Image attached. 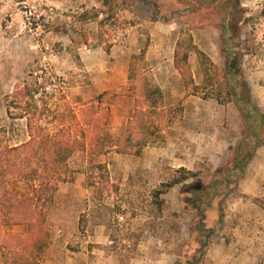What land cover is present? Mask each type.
<instances>
[{"label":"rangeland","instance_id":"374dc122","mask_svg":"<svg viewBox=\"0 0 264 264\" xmlns=\"http://www.w3.org/2000/svg\"><path fill=\"white\" fill-rule=\"evenodd\" d=\"M142 1L0 0V145L28 140L25 120L11 119L8 110L16 113L10 102L33 71L44 81L35 98L54 115L43 125L46 132L67 129L84 135L88 145L68 160L71 177L47 208L49 237L40 264H122L136 256L153 258L163 243L172 254L192 258L186 217L196 210L184 203L185 186L226 179L247 133L221 52L222 25L235 3L239 24L229 22L233 33L227 38L241 54V78L264 115V0ZM155 21H172V28L159 30ZM177 49L187 57L182 73L168 61ZM133 73L136 90L142 77L158 88V107L166 111L158 117L160 141L141 149L161 150L155 164L141 150L116 152L127 124L148 105L138 106L141 99L125 89ZM89 148L101 152L90 157ZM185 172L187 181L168 189L158 207L153 192ZM229 188L209 210L220 218L218 235L230 244L234 264H264V141ZM12 191L22 194L25 187ZM209 195L208 189L188 199L201 210ZM12 228L1 231L25 232Z\"/></svg>","mask_w":264,"mask_h":264},{"label":"trees","instance_id":"16d2710c","mask_svg":"<svg viewBox=\"0 0 264 264\" xmlns=\"http://www.w3.org/2000/svg\"><path fill=\"white\" fill-rule=\"evenodd\" d=\"M142 4L147 5L148 2L142 1ZM152 9L154 16L156 15L155 7ZM232 9L222 25L221 52L226 60V73L233 81V84L229 85L232 101L243 119L247 133L244 141H241L233 152V168L226 179L219 182L215 176L206 185L203 183L205 187L201 182L185 186L182 193L185 196H190L191 193L198 195L208 189L210 195L201 210L196 201L190 203L188 196L184 199V203L189 204L190 208L194 206L196 210L191 228V239L195 251L192 253V258L184 264H201V259L214 233V229L207 228L204 224L205 214L211 209V203L215 198L220 194L229 193V187L241 178L244 167L253 159L255 150L264 141L261 137L264 115L256 109L246 81L241 78V54L236 46H234L235 49L231 47V41L227 38L233 33L228 26L229 22L234 20L236 25L239 24L238 5L235 3ZM236 34L235 38L239 33L236 32ZM234 51L236 53H233ZM142 56L143 53L140 58ZM186 60V54L180 56L177 49L173 58L174 68L182 73L183 68L187 67ZM33 73L31 72L16 89L13 100L10 102V106H13L12 109L16 113L8 110L11 119L25 120L28 140L12 146L0 145V207L5 211L4 214H0V264H40L49 237V231L45 225L47 208L52 203L59 184L67 182L71 177L72 171L68 167L70 157L77 150L88 147L84 135L75 137L67 129H60L55 133L46 132L43 125L54 121V115L46 102L36 100V94L44 90V81L42 76L33 75ZM135 77L134 73L130 74L131 83L129 82L125 89L141 99L137 102L138 106L142 103L148 105L145 110L141 109L137 112L134 119L127 124L123 145L116 149L117 153L138 154L143 147L154 145L161 139L158 117H161L163 113L166 114V111L158 107L159 90L149 85L143 77L140 87L136 90V85L132 83ZM92 108L91 105L89 109ZM242 145L246 148L243 149ZM87 152L91 157L95 153L100 154L101 149L93 151L89 148ZM95 168L99 171L106 170V167L101 164L95 165ZM180 171L183 172V169ZM185 173L180 181L162 184L159 190L153 192V198L158 207L162 203L159 200L161 194L173 185L187 181L190 176L188 172ZM222 184L226 190L219 193L217 187ZM18 185L25 187V192L17 195L12 190ZM15 226L23 227L25 232L5 234L1 231L2 227Z\"/></svg>","mask_w":264,"mask_h":264},{"label":"crops","instance_id":"0c3cea01","mask_svg":"<svg viewBox=\"0 0 264 264\" xmlns=\"http://www.w3.org/2000/svg\"><path fill=\"white\" fill-rule=\"evenodd\" d=\"M147 2L150 4V2L148 0H147ZM173 23H174V21H173ZM154 25L160 26L159 30H161V27L165 28L166 26L170 29V28H172L171 27L172 21H169L168 23H165V24H163V23L160 24L159 21H155ZM154 36H156V33H154ZM174 53L175 52H171V54L169 53L171 56L168 60L169 63L173 64ZM118 108H120L121 113L123 115L126 114V108L125 107L118 105ZM114 110H118V109H113V111ZM70 133L75 137H79L78 135H74L72 132H70ZM159 151L161 152L160 149L156 151V149H149V148L145 149L144 148L142 152H143V154L147 153L149 155V157L151 156V158H152L151 163L155 164L156 162L159 161L158 157L157 158L155 157L159 153ZM165 152H166V150L163 149V154L161 153V155H164ZM162 195L163 194H161L159 196V198H161ZM175 212L179 213V211H175ZM214 215H215L214 211H209L205 214L204 224L207 228L214 229V233L211 236L208 247H207V249H206V251H205V253L201 259V264H234V262H235L234 256L235 255L232 252V250H230V244H227V241L222 238L221 234L218 235L217 226L219 225V219L220 218H218V217L214 218ZM186 219L189 220V223H190L189 228L187 229L190 234L188 236L186 235L187 238H185V242L191 244V241H192V239H191L192 238L191 237V228L193 225V216H191V218L186 217ZM17 229H20V228L15 226L11 230H13V232H14ZM182 231H184V229L183 230L180 229V232H182ZM17 232H19V231H17ZM161 244L162 243L159 242V248L161 247L160 246ZM164 247H165V244L163 243L162 248L159 250V252L157 254H155V256H153V258H150L147 256H142V257L136 256L134 258L131 257L128 260L123 261L122 264H124V263L125 264H184L186 261L189 260V257L187 258L186 253H184L185 255H183V254H172L169 250H165ZM194 251H195V247H194V250H192V253Z\"/></svg>","mask_w":264,"mask_h":264}]
</instances>
